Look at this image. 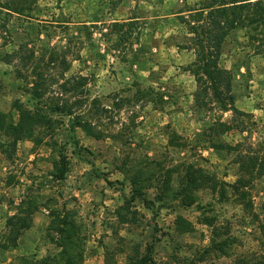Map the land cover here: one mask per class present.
<instances>
[{
  "label": "rangeland",
  "instance_id": "1",
  "mask_svg": "<svg viewBox=\"0 0 264 264\" xmlns=\"http://www.w3.org/2000/svg\"><path fill=\"white\" fill-rule=\"evenodd\" d=\"M201 1L0 0V111L17 121L18 100L51 120L31 140L0 134V242L8 219L34 208L0 264L55 255L56 214L77 226L83 264H102L106 251L118 264L135 250L154 264L195 260L226 237L227 256L211 251L194 264L264 262L263 48L234 30L221 49L232 107L244 114L221 108L211 89L196 104L185 21ZM188 165L216 188L202 185L186 205L173 193ZM136 177L142 196L132 199Z\"/></svg>",
  "mask_w": 264,
  "mask_h": 264
},
{
  "label": "trees",
  "instance_id": "2",
  "mask_svg": "<svg viewBox=\"0 0 264 264\" xmlns=\"http://www.w3.org/2000/svg\"><path fill=\"white\" fill-rule=\"evenodd\" d=\"M17 13V12H16ZM188 17L192 21H185L188 34L192 35L194 61L188 71L194 76L197 90L194 92L196 104L202 97H206L207 91L211 89V97L220 104L221 108L231 106V110L237 114H244L232 107L234 97L231 94L229 71L220 68L219 60L222 54L221 49L227 36L234 30H241L247 39L255 40L262 46L264 53V0H202L196 9L190 10ZM34 90L39 88L40 83L35 82ZM201 104H204L202 102ZM200 106H203L201 105ZM12 108L17 112V121L8 119L7 115L0 111V134L10 137L11 142L16 144L21 140H31L37 128L49 127L50 118L40 108L27 109L18 100L12 103ZM221 131L229 130L223 123H219ZM76 127L87 131L86 125L76 122ZM91 132L90 130H88ZM67 172L65 160L62 159L53 177L56 180L64 178ZM184 183L173 193L178 196L186 205L194 202L193 192L202 185H210L216 188V182L211 180L201 168L192 165L186 167ZM141 180L137 177L132 180L131 198L142 196ZM224 192H220L223 197ZM34 208L31 206L23 209L19 215L11 216L7 223L8 232L2 237L0 249L16 247L21 232L30 227V217ZM203 224L212 227L213 221L204 218ZM179 228L183 232H191L193 229L188 223L179 220ZM50 229L56 233V247L59 251L53 256L42 257L39 260H32L27 257H20V264H83V246L79 230L74 221L67 215L62 218L58 214L51 219ZM217 236L219 234L216 233ZM233 239L226 237L220 240L212 239L209 248L202 251V255L196 256L195 260L202 261L205 253L214 251L219 256L228 255V247L232 245ZM129 255L124 264H154L150 255L139 256L138 251ZM172 264H194V259L176 257L172 255ZM263 260V258H261ZM261 259L246 260L236 259L233 264H264ZM102 264H118L109 252H105Z\"/></svg>",
  "mask_w": 264,
  "mask_h": 264
},
{
  "label": "crops",
  "instance_id": "3",
  "mask_svg": "<svg viewBox=\"0 0 264 264\" xmlns=\"http://www.w3.org/2000/svg\"><path fill=\"white\" fill-rule=\"evenodd\" d=\"M177 55H179V56H183V54H181V55H180V54H177ZM177 55H176V56H177Z\"/></svg>",
  "mask_w": 264,
  "mask_h": 264
}]
</instances>
